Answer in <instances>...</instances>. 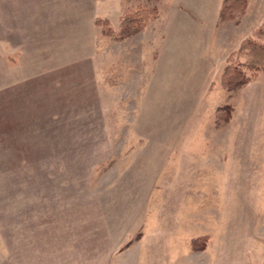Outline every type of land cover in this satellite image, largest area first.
I'll return each instance as SVG.
<instances>
[{"label": "rangeland", "instance_id": "obj_1", "mask_svg": "<svg viewBox=\"0 0 264 264\" xmlns=\"http://www.w3.org/2000/svg\"><path fill=\"white\" fill-rule=\"evenodd\" d=\"M221 2L0 0V264H264V69L221 82L264 0Z\"/></svg>", "mask_w": 264, "mask_h": 264}, {"label": "trees", "instance_id": "obj_2", "mask_svg": "<svg viewBox=\"0 0 264 264\" xmlns=\"http://www.w3.org/2000/svg\"><path fill=\"white\" fill-rule=\"evenodd\" d=\"M247 0H222L219 16L221 20H238L244 12ZM131 7V6H130ZM133 7L122 12L119 16L118 33L113 32L109 19L96 18V22L104 23L107 29L117 37H126L137 33L143 27V17L148 13ZM111 23V22H110ZM242 57L246 60L242 61ZM264 69V19L250 35L244 37L238 48L226 58L221 74V82L229 91H235L247 84L259 70Z\"/></svg>", "mask_w": 264, "mask_h": 264}, {"label": "crops", "instance_id": "obj_3", "mask_svg": "<svg viewBox=\"0 0 264 264\" xmlns=\"http://www.w3.org/2000/svg\"><path fill=\"white\" fill-rule=\"evenodd\" d=\"M120 16V15H119Z\"/></svg>", "mask_w": 264, "mask_h": 264}]
</instances>
